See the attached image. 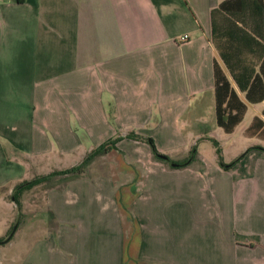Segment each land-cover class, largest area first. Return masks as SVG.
Listing matches in <instances>:
<instances>
[{"label":"crops","instance_id":"obj_1","mask_svg":"<svg viewBox=\"0 0 264 264\" xmlns=\"http://www.w3.org/2000/svg\"><path fill=\"white\" fill-rule=\"evenodd\" d=\"M220 1L0 0V200L120 137L105 168L90 162L46 189L50 219L17 222L10 239L28 234L19 264H264V151L229 169L197 151L171 168L144 139L180 161L206 138L194 128L207 129L213 63L223 66L211 41ZM263 102L247 103L243 131L262 148L246 130L264 121ZM167 186L196 202L173 207Z\"/></svg>","mask_w":264,"mask_h":264},{"label":"trees","instance_id":"obj_2","mask_svg":"<svg viewBox=\"0 0 264 264\" xmlns=\"http://www.w3.org/2000/svg\"><path fill=\"white\" fill-rule=\"evenodd\" d=\"M14 1L20 3L23 0ZM210 17L211 41L223 63V66L216 60L213 63L216 124L225 133H231L241 122L247 103H259L264 100V0H221L218 6L211 10ZM262 116L264 117V108ZM263 131L264 121L260 117H254L246 133L259 134L264 138ZM119 139L120 137H115L99 144L75 166L21 182L12 191V201L20 209V195L23 190L30 189L54 175L82 174L93 157L104 155L116 148ZM144 139L149 144L154 158L168 163L171 168L186 166L197 154L194 145L186 159L174 161L167 156H161L151 137ZM213 142L217 144L215 140ZM251 149L264 151L260 146H251L227 164L219 159V165L229 169ZM217 150L220 151L218 147ZM12 229L13 227L8 234ZM2 240L4 238H0V241Z\"/></svg>","mask_w":264,"mask_h":264},{"label":"rangeland","instance_id":"obj_3","mask_svg":"<svg viewBox=\"0 0 264 264\" xmlns=\"http://www.w3.org/2000/svg\"><path fill=\"white\" fill-rule=\"evenodd\" d=\"M209 109L207 110L206 117V127L195 126L194 129L199 132V134H205L206 138H200L199 140L195 139L192 142L196 146V151H199L202 155L205 162V167L213 168L217 167L219 164V159L223 163H229L233 159L240 155L246 147L253 145L254 143L260 142L256 138L247 137L244 134V127L251 120V115L253 114V108L250 107L244 116V119L236 126L234 131L231 134L225 133L220 127L215 124V115H214V101L211 97V100L207 102ZM264 105V102L256 105V110ZM264 132V131H263ZM262 132V133H263ZM259 137L262 135L257 134ZM215 140L217 144L213 142ZM197 142V145L195 144ZM263 142V141H261ZM193 145V146H194ZM217 147L220 149L218 152ZM125 154V153H123ZM107 155L104 156H95L91 161L92 165L96 169L105 168V163L107 162ZM71 162L67 161V166ZM218 163V164H217ZM169 167L170 165L167 164ZM87 168V167H86ZM89 168V166H88ZM87 168V170H88ZM82 175V174H80ZM78 175V176H80ZM77 175L67 174V175H54L50 179L45 180L37 185H34L28 190H23L20 195L21 207L18 209L16 205H11V194L5 195V200L9 202L7 204L4 200H0V235L1 238H6L9 234V231L12 227L16 226L17 222L22 221L23 223L27 222L30 217L41 218L46 216L50 219L49 214L44 210L43 198L46 189L53 186H62L66 184L71 178L76 177ZM172 186V185H171ZM170 186V187H171ZM170 187L167 186L166 193L162 196L163 201L173 202V207L179 204L178 207L182 208L185 206L184 202L181 200L194 201L196 198L189 200V196L186 192V187L178 189L180 194H174L173 191H170ZM5 193V192H3ZM178 197V201L182 203H174L175 198ZM164 204V203H163ZM45 213V214H44ZM182 213L178 212V217ZM24 225V224H23ZM22 225V226H23ZM24 228V229H23ZM24 230V231H22ZM180 233L185 232L184 230H179ZM27 229L25 227L19 228L16 232V237H12L7 243L0 244V264H19L21 254L27 244ZM17 240H16V239Z\"/></svg>","mask_w":264,"mask_h":264},{"label":"water","instance_id":"obj_4","mask_svg":"<svg viewBox=\"0 0 264 264\" xmlns=\"http://www.w3.org/2000/svg\"><path fill=\"white\" fill-rule=\"evenodd\" d=\"M161 156H162V157H165V155H163V154H161ZM15 227H16V226L13 227L11 233H10V234H9L4 240L0 241V243H5V242L9 241V239H10L12 233H13L14 230H15Z\"/></svg>","mask_w":264,"mask_h":264},{"label":"built area","instance_id":"obj_5","mask_svg":"<svg viewBox=\"0 0 264 264\" xmlns=\"http://www.w3.org/2000/svg\"><path fill=\"white\" fill-rule=\"evenodd\" d=\"M180 38H181V40H184V39L187 38V35H184V36H182V37H180Z\"/></svg>","mask_w":264,"mask_h":264}]
</instances>
